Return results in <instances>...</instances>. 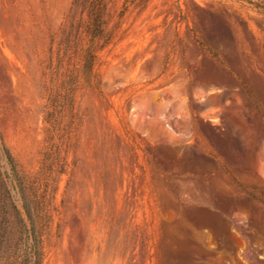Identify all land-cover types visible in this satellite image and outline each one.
Here are the masks:
<instances>
[{
	"label": "rangeland",
	"instance_id": "1",
	"mask_svg": "<svg viewBox=\"0 0 264 264\" xmlns=\"http://www.w3.org/2000/svg\"><path fill=\"white\" fill-rule=\"evenodd\" d=\"M74 1L0 0V264H19L31 228L2 142L43 264H264V8L105 0L100 85L81 80L55 130L50 96L82 67Z\"/></svg>",
	"mask_w": 264,
	"mask_h": 264
},
{
	"label": "trees",
	"instance_id": "2",
	"mask_svg": "<svg viewBox=\"0 0 264 264\" xmlns=\"http://www.w3.org/2000/svg\"><path fill=\"white\" fill-rule=\"evenodd\" d=\"M127 0L126 2H128ZM247 1L251 4H256L259 8H264V2L254 3L253 0H238ZM74 7L77 9L82 7L83 12H86L88 20L85 22L84 31L78 29L71 30L70 36L66 38V46L69 50L71 43L75 47V52L82 56V67L77 72H69L67 69L63 73L59 89L52 92L50 96L49 111L44 119L51 129L59 130L65 113L68 112L71 118H74L75 99L77 91L80 87L81 80L87 86L98 87L100 85V75L96 70L99 61L101 50L110 46L115 42V32H110L105 37V14L107 5L105 0H87L85 3H80V0L74 1ZM128 10L124 6L120 13V18ZM75 31V32H74ZM83 34L87 37V43L82 44ZM65 50V54L67 51ZM50 129V128H49ZM2 153L7 160L11 170L10 184L16 194L19 195L23 202V209L26 217L30 221L31 228L26 237V251L20 257L19 264H43L44 260V240L41 231L38 229L35 218L34 208L31 197L28 192V182L18 169L17 162L9 148L4 142L1 143Z\"/></svg>",
	"mask_w": 264,
	"mask_h": 264
}]
</instances>
